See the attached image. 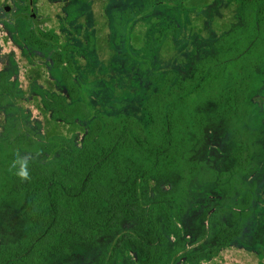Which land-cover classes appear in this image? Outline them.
Instances as JSON below:
<instances>
[{
  "label": "trees",
  "instance_id": "trees-1",
  "mask_svg": "<svg viewBox=\"0 0 264 264\" xmlns=\"http://www.w3.org/2000/svg\"><path fill=\"white\" fill-rule=\"evenodd\" d=\"M199 2L139 0L140 27L126 17L127 39L112 58L98 50L101 4L75 43L55 28L33 43L51 53L58 90L43 98L59 128L21 138L45 155L30 164V181L9 171L12 140L11 155L0 157V213L22 215L0 244V264H61L78 243L101 247L97 264H181L194 237L225 246L264 222V12H212L214 2L201 14ZM149 22L155 34L138 45ZM173 50L188 61H165ZM127 76L132 99L115 88ZM197 209V223L209 226L188 230L183 216ZM259 241L254 251L264 253V235Z\"/></svg>",
  "mask_w": 264,
  "mask_h": 264
},
{
  "label": "flooded vegetation",
  "instance_id": "flooded-vegetation-1",
  "mask_svg": "<svg viewBox=\"0 0 264 264\" xmlns=\"http://www.w3.org/2000/svg\"><path fill=\"white\" fill-rule=\"evenodd\" d=\"M47 1L49 6L45 0H21L15 3L16 8H14V11H12L10 5L2 6L0 3V112L5 116L4 123L1 122V125L4 124L6 126L8 120H12L13 109L23 110L27 109L28 106L31 107L28 103V96L33 91H36L37 94V110H43V70L42 66L41 68L37 66L36 72L39 70L37 76H34L32 69L28 70L29 59L34 56L31 53L28 57V47L34 49L33 47L35 46L33 43L38 38L43 39L45 31L51 30L50 28H55L54 34H57L64 29L73 38V42L75 43L78 37L82 38L86 36L85 28L91 25L93 9L97 8L99 4L103 7L102 14L104 15V21H102V28L104 35L106 32H113V37L116 39L113 43L114 45L118 47L124 46V42L127 39L125 32L127 26L125 24V21H127L126 17L128 20L132 19L135 25H140L139 0ZM229 1L206 0L204 3L203 0H200L199 4L201 8L198 9L195 6V11L198 10L201 14H206V9L208 8L206 5L209 6L215 2L212 12H216L222 8L225 13H233L236 15H252L264 12V0H232V4L234 5L232 9L229 7ZM171 4L174 3L171 1ZM191 4L197 3L192 2ZM47 6L57 18L54 22L57 26L43 27L42 25L35 24L36 16L45 14L44 9ZM131 7L132 10H130ZM62 20L64 21L59 23ZM36 49L38 54L43 53L42 46ZM72 56L77 58L76 52L73 50ZM79 56L81 55L79 54ZM38 57L41 58V54ZM13 60L24 62L25 66L14 70L16 76L12 78V72L6 69V66L13 62ZM28 71H31V73L28 74ZM29 76H31V79L28 81L27 77ZM17 92H20V96L17 95ZM5 137L7 139L3 140V149L0 150V157L5 156L7 158L8 154L5 149L11 142L10 132L6 131ZM246 231L245 229L240 231L238 236H236L239 239L233 240L225 244V246H222L224 244H220L217 239L203 240V244L208 245L204 250H197L196 248L198 246L185 245V250L182 251L184 256L181 259V264H254L255 258H259V256H257V252L252 253L254 251L252 245L260 242L259 238L263 237L264 231L255 236L257 241L253 244L243 238ZM196 251L199 254L194 258L193 255L195 253L197 254Z\"/></svg>",
  "mask_w": 264,
  "mask_h": 264
},
{
  "label": "rangeland",
  "instance_id": "rangeland-1",
  "mask_svg": "<svg viewBox=\"0 0 264 264\" xmlns=\"http://www.w3.org/2000/svg\"><path fill=\"white\" fill-rule=\"evenodd\" d=\"M18 1H21V0H0V3L2 4V6L10 5V7L12 8V11H14V8H16L15 3ZM45 2L49 6L48 1L45 0ZM48 6L44 9L45 14L41 16L39 15L36 16L35 24L42 25L43 27L57 26V24H54L57 18L53 15V13H51V9ZM97 11L98 9L94 8L93 15L96 14ZM64 20L60 21L59 23L63 22ZM91 21H98V20L96 18H91ZM193 21L198 22L199 21L198 17H194ZM138 26L140 27V25ZM143 27L145 28V36L143 38V41L138 43V45H141V46H145V44L149 41V39L155 34V30H156V26L153 22H149L145 24ZM182 30H184L182 33L183 35H181L180 38H178L177 40L179 44L184 43V41H182L183 40L182 37L186 38V27H183ZM54 33L55 31L53 32V34ZM112 33L113 32L111 31H109L108 33L106 32V34L103 37L101 36L99 40L100 45L98 47V50L100 51L99 53L102 56H106L109 54L110 58H112V56H115V54H117V52L115 51H119L113 44L114 41H116V39L113 37ZM53 36L62 37V38L70 37L67 34V32H61V31ZM198 42L200 44V41ZM55 44L57 45L54 47V49L56 50L59 48L60 42L56 41ZM33 48L34 49H30V47H28V57L30 56L31 53L34 54V56L30 57L29 59L28 70L32 69L34 76H37L39 70L36 72L37 70L36 68L37 66H39L40 68L42 66L43 93L45 95H50L53 92H56V90H58V86L54 83V80H53V76H52L53 73L50 70L52 66L51 65L52 63L50 61L51 53L50 51L49 52L43 51V53H40L41 58H39L38 56L40 54L37 53L36 47H33ZM76 55H77V61H79L81 56H79L78 53H76ZM162 56L165 61H170V62L176 61L178 64L179 63L185 64L188 61V58L186 57L185 54H183L182 52L179 53L176 50H173V52H169V53H163ZM87 65L88 64L85 62L84 66L86 67ZM22 66H25L24 62L13 60V62H11L10 64L6 66V69L12 72L11 74L13 75L12 76L13 78L16 76L14 74V70L22 68ZM31 66L33 67L31 68ZM110 66L112 69H109V70H111V72L113 73L115 77H120V79H121V76L122 78L124 77V75L121 74V72L117 73V69L115 68L116 65L111 64ZM59 70H60L59 68H53V71L56 73L55 75H58ZM30 73L31 71H28V74ZM27 78L29 81L31 79V76ZM131 80L132 79H130L127 76L126 80H121V81L116 80L117 82L115 81V84H116L115 88L118 89V91L122 95L129 96L130 98L131 96L133 97V92H131V84H132ZM30 85H32V83H30ZM28 88H29V84H28ZM17 95L20 96V92H17ZM84 97H86V95ZM23 98L25 97L23 96ZM28 103L31 105V107L28 106L27 109H23V110L13 109L12 110V120H8V123L6 124V126H4V124L1 125V122L4 123L5 116H3L0 112V128H1L0 134H2L0 136V150L3 149V142H4L3 140L7 139L5 137L6 131L10 132V140H12L15 150H19L22 155L25 153H31L34 155L33 152L27 150V148L24 145V141L21 138L22 137L28 138V135H31V136L33 135L32 137H37L38 136L37 134H39V136H40V133H43L44 135H46V134L52 133L53 131L56 132L58 130L59 124L56 119H53L51 117V109L49 108L50 107L49 103L46 104L42 102V104L44 103L43 110L42 109L37 110L38 107H37L36 91H33L29 94ZM6 149L11 151L7 156L8 158L12 153V149L11 148H6ZM36 156L38 159H41V160L45 158V155L40 152L37 153ZM261 173H262L261 175L263 176L262 179L264 180V168L262 169ZM224 190H227V189L223 188L222 191ZM199 193L200 192H198L197 195H199ZM259 210L261 211L257 212V214L259 213V215L264 219V208L259 207ZM200 211L201 209L193 210L191 214H186L184 216L185 223H186L185 226L188 230L198 231L199 228H202L205 225L209 226V224L205 223L206 221L205 217H202V220L199 224L197 223L198 220L196 218H198V216L196 215H201ZM0 215H1V221H0V244H1L2 242L12 237V233L14 232V229L16 228V226L19 224L22 215L19 209L11 210L10 208H5L4 210L2 209ZM202 215H204V213H202ZM221 219H222L221 216L218 214L214 217V220H212L210 224L212 229L208 232L209 235H215V233H217V229L220 228L219 223ZM207 221L209 222L210 220L207 219ZM18 230H19V227L17 228L16 233L18 232ZM245 230H247L248 232L246 231L244 233L243 238L245 240H249V243L253 244L254 242L257 241L255 236L258 234H261V232L264 231V222L262 223L259 221H254L247 228H245ZM202 243H203L202 241L200 240L198 241L196 240V237H194L189 245L195 246V247L199 246L196 248L197 250H204L208 247V245H204ZM101 252H102L101 247L94 246L90 243H85V244L78 243V245L74 248V251L71 255L63 256L62 258H60V260H61V264H97L100 259V255L102 254ZM196 252L197 254L195 253L193 255L194 258L197 257L199 254L198 251ZM254 252L256 251H252L253 254ZM257 256H259V258L258 257L255 258L254 264H264V253H258ZM121 262L124 263L123 258L121 259Z\"/></svg>",
  "mask_w": 264,
  "mask_h": 264
},
{
  "label": "clouds",
  "instance_id": "clouds-1",
  "mask_svg": "<svg viewBox=\"0 0 264 264\" xmlns=\"http://www.w3.org/2000/svg\"><path fill=\"white\" fill-rule=\"evenodd\" d=\"M36 159V156L31 153L21 154L19 150L15 153V158L12 160L9 165V171L22 182L30 181L31 174L29 171L30 164Z\"/></svg>",
  "mask_w": 264,
  "mask_h": 264
}]
</instances>
